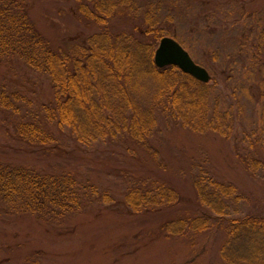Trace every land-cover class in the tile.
<instances>
[{
	"label": "rangeland",
	"instance_id": "obj_1",
	"mask_svg": "<svg viewBox=\"0 0 264 264\" xmlns=\"http://www.w3.org/2000/svg\"><path fill=\"white\" fill-rule=\"evenodd\" d=\"M24 1L56 49L72 51L97 29L86 26L76 0ZM125 1L133 6L116 16L123 21L116 29L143 21L161 27L210 74L209 108L195 120L204 129L193 130L178 113L160 108L142 142L119 135L82 144L69 129L49 125L54 142L29 144L17 138L14 123L47 121L41 108L52 100L51 81L17 58L0 60V91L15 108L0 106V161L69 171L82 194L80 209L59 219L16 215L0 203V264H225L218 254L222 235H170L153 220L161 214L148 219L128 209L123 196L131 184L166 183L191 203L192 180L216 179L237 188L226 215L264 211V77L254 72L251 59L264 27V0ZM209 121L222 127L209 129Z\"/></svg>",
	"mask_w": 264,
	"mask_h": 264
},
{
	"label": "trees",
	"instance_id": "obj_2",
	"mask_svg": "<svg viewBox=\"0 0 264 264\" xmlns=\"http://www.w3.org/2000/svg\"><path fill=\"white\" fill-rule=\"evenodd\" d=\"M76 2L86 26L97 29L70 51L56 49L37 29L24 0H0V60L17 58L46 75L53 89L51 102L41 108L46 122L34 118L13 122L18 139L40 146L51 144L55 141L51 125L69 129L82 144L119 135L138 143L145 141L155 127L160 108L178 113L193 130L204 129L205 123L199 126L195 120L204 119L209 108L207 83L175 65L158 68L153 60L160 39H176L174 35L146 21L116 29L123 23L116 22V16L133 6L128 1ZM119 5L127 9H118ZM258 35L257 55L251 59L254 72L258 75L263 71L264 77V27ZM7 99L0 91V106L15 110ZM219 125L222 127L209 121L207 127L219 130ZM192 185L196 196L191 203L180 198L173 186L157 181L128 185L123 201L141 217L161 214L163 217L153 220H160L167 234L222 235L225 239L218 246V254L225 264H264V211L228 216V201L238 199L236 186L202 177L192 180ZM80 187L69 171L40 172L21 163L0 161V203L16 215L46 220L78 211ZM179 209L183 214L169 219Z\"/></svg>",
	"mask_w": 264,
	"mask_h": 264
},
{
	"label": "water",
	"instance_id": "obj_3",
	"mask_svg": "<svg viewBox=\"0 0 264 264\" xmlns=\"http://www.w3.org/2000/svg\"><path fill=\"white\" fill-rule=\"evenodd\" d=\"M154 51L153 60L158 68L175 65L184 73L195 78V80L202 83H207L210 80L208 71L197 64L188 51L173 37H162Z\"/></svg>",
	"mask_w": 264,
	"mask_h": 264
}]
</instances>
